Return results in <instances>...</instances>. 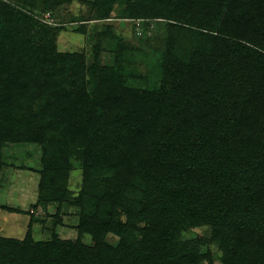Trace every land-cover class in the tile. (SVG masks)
<instances>
[{
  "label": "trees",
  "instance_id": "obj_1",
  "mask_svg": "<svg viewBox=\"0 0 264 264\" xmlns=\"http://www.w3.org/2000/svg\"><path fill=\"white\" fill-rule=\"evenodd\" d=\"M116 2L95 6L109 18ZM126 3L134 18L173 22L158 90L112 80L120 95L77 91L57 31L0 5V174L5 144H38L43 169L36 207L60 204L50 188L59 175L68 180L71 168L56 161L73 154L85 163L86 184L96 177L106 187L97 200L112 201V209L131 219L84 224L90 246L0 237V260L3 248L16 247L23 254L15 264H181L167 253L175 245L181 250V227L210 225L224 264L245 262L251 250L257 251L252 263L264 264V0ZM89 72L97 87L109 85L107 68L95 64ZM81 74L80 84L88 83ZM139 185L145 186L139 199L126 196ZM135 216L146 219L139 239L127 236L140 220L132 221ZM110 232L121 237L117 249L104 245Z\"/></svg>",
  "mask_w": 264,
  "mask_h": 264
},
{
  "label": "rangeland",
  "instance_id": "obj_2",
  "mask_svg": "<svg viewBox=\"0 0 264 264\" xmlns=\"http://www.w3.org/2000/svg\"><path fill=\"white\" fill-rule=\"evenodd\" d=\"M96 2L97 0H0V5L8 3L26 11L37 21L47 25L52 32L57 31L54 35L57 49L70 55L72 63L68 68L75 79H79L74 86L77 91L85 88L88 93L98 91L101 95H120V89L112 80L126 88L158 90L163 76L164 55L172 37L169 25L173 22L163 18H134L126 0H117L109 18H103L100 9L95 6ZM82 63L86 67L84 71ZM95 64L100 68H107L109 85L99 83L97 87L91 82L89 69ZM84 72L88 83L80 84L81 73ZM58 151L60 156L64 155L63 150ZM1 154L4 166L0 174V237L22 241L26 245H29L28 241L42 244L60 239L80 241L90 246L93 237L80 231L84 224H89L96 218L102 222L112 219L121 224L131 222L123 209H112V201L104 198L97 200L98 197L105 196L106 187L96 177L86 184L85 163L73 154L56 161L60 167L66 160L71 168L68 180L59 175L54 179L57 186L50 188L58 191L60 204L48 202L39 207L36 205L40 195V171L43 169L42 147L30 142L7 143ZM138 187L126 196L139 199L145 186ZM9 203L16 207L6 206ZM9 208L15 212L9 211ZM135 219L140 218L135 216L132 221ZM145 225L146 219L137 220L127 236L139 239ZM214 232L210 225L182 226L177 235L181 250L176 245L167 248L170 261L180 259L181 264H224V253L220 242L214 240ZM27 236L30 238L27 239ZM120 243L121 237L112 232L104 236V245L117 249ZM256 252L247 251L245 262L241 264H253ZM21 254L23 252L16 247L3 248L1 260L5 263L0 260V264H15V258Z\"/></svg>",
  "mask_w": 264,
  "mask_h": 264
},
{
  "label": "crops",
  "instance_id": "obj_3",
  "mask_svg": "<svg viewBox=\"0 0 264 264\" xmlns=\"http://www.w3.org/2000/svg\"><path fill=\"white\" fill-rule=\"evenodd\" d=\"M1 205H2V204H1ZM5 205H6V204H5ZM6 206L13 207V208L16 207V206H14L13 204H10V203L7 204Z\"/></svg>",
  "mask_w": 264,
  "mask_h": 264
}]
</instances>
